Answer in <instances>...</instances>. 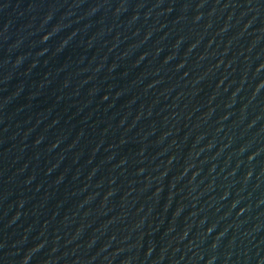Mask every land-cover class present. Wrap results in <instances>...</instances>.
Masks as SVG:
<instances>
[{
	"label": "water",
	"instance_id": "1",
	"mask_svg": "<svg viewBox=\"0 0 264 264\" xmlns=\"http://www.w3.org/2000/svg\"><path fill=\"white\" fill-rule=\"evenodd\" d=\"M0 264H264V0H0Z\"/></svg>",
	"mask_w": 264,
	"mask_h": 264
}]
</instances>
